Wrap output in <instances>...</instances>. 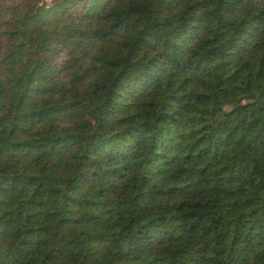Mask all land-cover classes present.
<instances>
[{
    "label": "trees",
    "instance_id": "obj_1",
    "mask_svg": "<svg viewBox=\"0 0 264 264\" xmlns=\"http://www.w3.org/2000/svg\"><path fill=\"white\" fill-rule=\"evenodd\" d=\"M0 264H264V0H0Z\"/></svg>",
    "mask_w": 264,
    "mask_h": 264
}]
</instances>
